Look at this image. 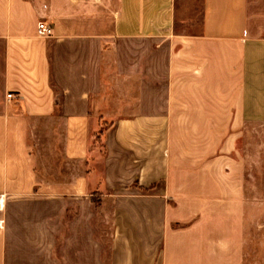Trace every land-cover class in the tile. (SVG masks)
Instances as JSON below:
<instances>
[{
  "label": "crops",
  "instance_id": "crops-1",
  "mask_svg": "<svg viewBox=\"0 0 264 264\" xmlns=\"http://www.w3.org/2000/svg\"><path fill=\"white\" fill-rule=\"evenodd\" d=\"M261 128L264 0H0V264H264Z\"/></svg>",
  "mask_w": 264,
  "mask_h": 264
},
{
  "label": "rangeland",
  "instance_id": "rangeland-1",
  "mask_svg": "<svg viewBox=\"0 0 264 264\" xmlns=\"http://www.w3.org/2000/svg\"><path fill=\"white\" fill-rule=\"evenodd\" d=\"M181 28V26H179ZM255 143L253 147L244 151L252 158V166L264 168V128L254 129Z\"/></svg>",
  "mask_w": 264,
  "mask_h": 264
},
{
  "label": "built area",
  "instance_id": "built-area-1",
  "mask_svg": "<svg viewBox=\"0 0 264 264\" xmlns=\"http://www.w3.org/2000/svg\"><path fill=\"white\" fill-rule=\"evenodd\" d=\"M38 34L44 37H48L53 33L51 26L47 25L44 21H40L37 27ZM12 93L7 94V98H12ZM3 204V194L0 193V208ZM3 220L0 219V227H2Z\"/></svg>",
  "mask_w": 264,
  "mask_h": 264
}]
</instances>
